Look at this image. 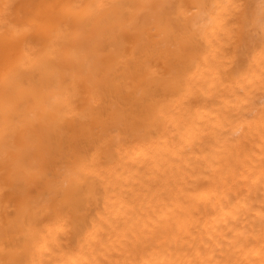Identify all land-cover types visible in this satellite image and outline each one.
I'll return each mask as SVG.
<instances>
[{
    "label": "bare ground",
    "instance_id": "6f19581e",
    "mask_svg": "<svg viewBox=\"0 0 264 264\" xmlns=\"http://www.w3.org/2000/svg\"><path fill=\"white\" fill-rule=\"evenodd\" d=\"M0 264H264V0H0Z\"/></svg>",
    "mask_w": 264,
    "mask_h": 264
}]
</instances>
